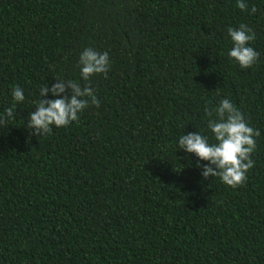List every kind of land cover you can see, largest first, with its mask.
<instances>
[{
    "label": "trees",
    "instance_id": "1",
    "mask_svg": "<svg viewBox=\"0 0 264 264\" xmlns=\"http://www.w3.org/2000/svg\"><path fill=\"white\" fill-rule=\"evenodd\" d=\"M246 3L0 0V112L25 95L0 127V264H264V0ZM240 24L259 52L243 69L227 56ZM86 47L109 53L87 82L99 105L30 135L38 86H83ZM222 98L260 132L235 188L175 150L183 132L214 142L205 109Z\"/></svg>",
    "mask_w": 264,
    "mask_h": 264
},
{
    "label": "clouds",
    "instance_id": "2",
    "mask_svg": "<svg viewBox=\"0 0 264 264\" xmlns=\"http://www.w3.org/2000/svg\"><path fill=\"white\" fill-rule=\"evenodd\" d=\"M236 6L241 10L248 8L246 0H236ZM255 11V7L250 9L251 13ZM227 31L232 45L227 52L228 58L242 69L252 67L259 57V52L251 46L255 33L245 24L229 27ZM77 67L80 81L85 82L83 86L77 80L56 76L51 84L43 80L38 86V100L34 102V110L28 114L25 125L31 130L30 135L39 137L48 134L53 127H66L76 122L89 104L99 105L94 89L87 82L95 74H107L109 53L86 47L79 54ZM10 95L12 104L0 112V127H7L17 118L16 106L25 100L24 90L19 85L11 88ZM49 95L51 98H46ZM205 115L209 117L207 129L214 142L199 131L183 132L175 141V150L194 154L200 175L205 180L219 176L224 184L235 188L246 181V173L254 164L251 157L257 147L255 138L260 132L227 98H222L211 109H205Z\"/></svg>",
    "mask_w": 264,
    "mask_h": 264
}]
</instances>
